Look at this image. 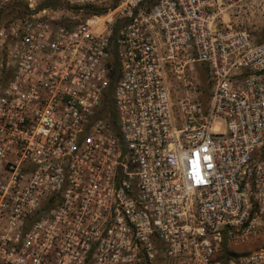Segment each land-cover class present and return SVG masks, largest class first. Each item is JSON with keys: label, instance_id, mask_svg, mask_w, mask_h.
<instances>
[{"label": "built area", "instance_id": "built-area-1", "mask_svg": "<svg viewBox=\"0 0 264 264\" xmlns=\"http://www.w3.org/2000/svg\"><path fill=\"white\" fill-rule=\"evenodd\" d=\"M15 4L0 264H264V247L222 258L264 243V42L226 20L264 0H0V14ZM114 82L115 120L100 114Z\"/></svg>", "mask_w": 264, "mask_h": 264}, {"label": "trees", "instance_id": "trees-1", "mask_svg": "<svg viewBox=\"0 0 264 264\" xmlns=\"http://www.w3.org/2000/svg\"><path fill=\"white\" fill-rule=\"evenodd\" d=\"M156 0H149V2L154 3ZM61 6L60 4H58L57 2H49L46 3L42 6V8H46V7H59ZM70 8V7H69ZM27 13V11L22 7V4H15L13 6H10L9 8H7L5 11H3L0 14V25L3 24L4 21L7 20H13L16 18H20L22 16H24ZM105 13V11H103V9H99L97 7H90L87 8V10L84 12L83 14V18H87L89 16L92 15H101ZM116 33H117V28H116ZM261 43V42H259ZM202 79L205 81H208V76L205 72H202ZM114 89H115V82L112 83L109 92L107 93L106 96V101H105V106L102 109V111L100 112L102 117H107L108 115H112V117L115 120L116 117V109H115V104L113 101V96H114ZM209 99V98H208ZM261 244L262 247H264V243L262 241H259L255 244L252 245H247L241 248H232L230 246H228L226 243L224 244V250H223V254H222V258L224 260L229 259L231 257H239L245 254L250 253L252 250L255 249H259L261 247H257V245ZM149 264V263H148Z\"/></svg>", "mask_w": 264, "mask_h": 264}, {"label": "rangeland", "instance_id": "rangeland-1", "mask_svg": "<svg viewBox=\"0 0 264 264\" xmlns=\"http://www.w3.org/2000/svg\"><path fill=\"white\" fill-rule=\"evenodd\" d=\"M227 21H231L230 24L234 28L246 27L251 33L254 35L257 42H264V10L256 9L249 11L247 13H242L237 16V14H232L229 17H226ZM200 90L203 93V99L208 100L212 92V85L209 84L207 80L202 79V75L200 77ZM257 247H262L261 244L258 243ZM139 264H148L146 260H142ZM163 264H174L172 262H165Z\"/></svg>", "mask_w": 264, "mask_h": 264}]
</instances>
